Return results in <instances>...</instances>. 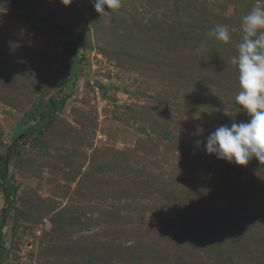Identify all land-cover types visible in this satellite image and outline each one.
I'll list each match as a JSON object with an SVG mask.
<instances>
[{
    "label": "rangeland",
    "instance_id": "obj_1",
    "mask_svg": "<svg viewBox=\"0 0 264 264\" xmlns=\"http://www.w3.org/2000/svg\"><path fill=\"white\" fill-rule=\"evenodd\" d=\"M23 2L82 47L67 55L70 36L0 0L4 264H264V162L204 148L250 119L237 45L257 0H122L102 15L92 0ZM217 25L228 43L208 36ZM72 75L63 108L25 135Z\"/></svg>",
    "mask_w": 264,
    "mask_h": 264
},
{
    "label": "clouds",
    "instance_id": "obj_2",
    "mask_svg": "<svg viewBox=\"0 0 264 264\" xmlns=\"http://www.w3.org/2000/svg\"><path fill=\"white\" fill-rule=\"evenodd\" d=\"M69 5L72 0H61ZM97 13L119 10L122 0H92ZM107 10V11H108ZM242 41L237 45L239 92L236 103L250 117L246 122L221 125L206 138L207 154L237 165H247L256 158L264 162V0H257L242 18ZM209 37L223 43L231 39L227 26L217 25L208 32ZM196 146L201 141H195Z\"/></svg>",
    "mask_w": 264,
    "mask_h": 264
},
{
    "label": "trees",
    "instance_id": "obj_3",
    "mask_svg": "<svg viewBox=\"0 0 264 264\" xmlns=\"http://www.w3.org/2000/svg\"><path fill=\"white\" fill-rule=\"evenodd\" d=\"M14 4L15 8L19 11L20 16L31 26H39L45 27L54 31L63 32L64 34L71 37L70 40L63 41L62 48L64 52L72 57H76L81 46V37L75 33H73L70 29L65 26H62L56 22H53L45 17H42L30 10L27 6H25L23 0H11ZM75 79V75L70 77L64 76L61 80L60 91L63 90L65 93L62 94L60 100L54 99L51 96L46 102V106L49 107L47 112H41L40 117L37 122L30 126L28 130L25 132V135H30L35 132H41V125L48 123L54 116L57 114L64 106L66 100L70 97L68 94V89H70V83ZM13 133V132H12ZM14 138V146H18L17 138L13 134H11ZM11 149V148H10ZM8 153L5 157H2L1 167H0V178L6 184V186L11 188V192L14 194L15 190L11 186L10 179L7 176V163H8ZM12 205V200L8 201V206L3 208L2 214L0 216V229L3 223L5 222L6 217L8 216L9 208ZM7 252H3V247L0 245V264H4V258H6Z\"/></svg>",
    "mask_w": 264,
    "mask_h": 264
}]
</instances>
